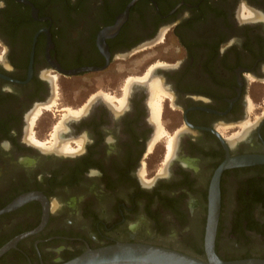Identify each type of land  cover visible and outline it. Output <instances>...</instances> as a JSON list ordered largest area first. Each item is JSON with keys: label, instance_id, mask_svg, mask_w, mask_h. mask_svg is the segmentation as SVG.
Listing matches in <instances>:
<instances>
[{"label": "flooded vegetation", "instance_id": "flooded-vegetation-1", "mask_svg": "<svg viewBox=\"0 0 264 264\" xmlns=\"http://www.w3.org/2000/svg\"><path fill=\"white\" fill-rule=\"evenodd\" d=\"M132 1L0 0V209L40 194L0 214V248L25 235L0 264L116 242L206 259L217 169L264 154V0ZM220 194L217 254L264 259V164Z\"/></svg>", "mask_w": 264, "mask_h": 264}, {"label": "water", "instance_id": "water-1", "mask_svg": "<svg viewBox=\"0 0 264 264\" xmlns=\"http://www.w3.org/2000/svg\"><path fill=\"white\" fill-rule=\"evenodd\" d=\"M136 1L137 0H133L129 6L134 4ZM34 14H36V12H34ZM92 69L94 68L72 69L66 71V73L75 75L82 71ZM257 164H264V154H245L227 158L217 169L211 183L208 199V214L204 243L206 259L189 255L176 249L150 243L116 242L97 248L88 247L81 254L60 264H264L263 258L256 257L224 260L216 252V237L221 215V173L227 168ZM39 195L40 194L36 193L23 194L6 207L0 209V214L14 210L23 203L36 198ZM23 236L13 239L0 248V257L9 249L15 247L17 241Z\"/></svg>", "mask_w": 264, "mask_h": 264}, {"label": "rangeland", "instance_id": "rangeland-1", "mask_svg": "<svg viewBox=\"0 0 264 264\" xmlns=\"http://www.w3.org/2000/svg\"><path fill=\"white\" fill-rule=\"evenodd\" d=\"M161 47H163V46H158V47H155V48H152V49H150L149 51V53H148V55H149V57H150V60L151 61H154L155 59H158V58H162L161 57V53H163L164 52V49L163 48H161ZM167 49V48H166ZM143 53V52H142ZM142 53H139V54H142ZM138 54V55H139ZM129 60H130V58H127L126 60H119V62H126V63H129ZM125 66L126 65H123V64H120V68H122V69H125L123 72L126 74V76L127 75H132V73H130V72H128L127 71V69L125 68ZM256 85H255V87L252 89V93L255 95V96H259L260 95V84L259 83H255Z\"/></svg>", "mask_w": 264, "mask_h": 264}, {"label": "bare ground", "instance_id": "bare-ground-1", "mask_svg": "<svg viewBox=\"0 0 264 264\" xmlns=\"http://www.w3.org/2000/svg\"><path fill=\"white\" fill-rule=\"evenodd\" d=\"M154 85H156V87H158V89H160L159 84L155 83ZM157 92H158V91H157ZM157 94H158V93H157ZM159 94H160V93H159ZM159 94H158V95H159ZM157 97H159V96H157ZM159 98H160V97H159ZM160 102H161L160 99H156L155 102H154L155 105H156V107H157L156 110L158 109V111L160 110ZM156 113H157V112H156ZM161 129H162V128H161ZM162 133H163V130H162ZM171 141H172V140H171ZM171 141H170V143H171ZM172 142H173V141H172ZM169 148L171 149L172 146H169Z\"/></svg>", "mask_w": 264, "mask_h": 264}, {"label": "trees", "instance_id": "trees-1", "mask_svg": "<svg viewBox=\"0 0 264 264\" xmlns=\"http://www.w3.org/2000/svg\"><path fill=\"white\" fill-rule=\"evenodd\" d=\"M67 260H69V259H67ZM224 260H231V259H224Z\"/></svg>", "mask_w": 264, "mask_h": 264}]
</instances>
